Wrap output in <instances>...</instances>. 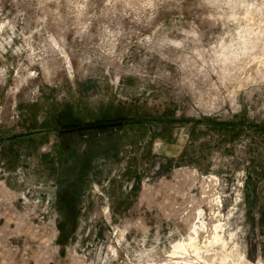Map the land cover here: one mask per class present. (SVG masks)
I'll return each mask as SVG.
<instances>
[{
	"label": "rangeland",
	"instance_id": "1",
	"mask_svg": "<svg viewBox=\"0 0 264 264\" xmlns=\"http://www.w3.org/2000/svg\"><path fill=\"white\" fill-rule=\"evenodd\" d=\"M0 264H264V0H0Z\"/></svg>",
	"mask_w": 264,
	"mask_h": 264
},
{
	"label": "bare ground",
	"instance_id": "2",
	"mask_svg": "<svg viewBox=\"0 0 264 264\" xmlns=\"http://www.w3.org/2000/svg\"><path fill=\"white\" fill-rule=\"evenodd\" d=\"M203 229H205V225L203 221L192 224L186 241H184L185 240L184 239V240L174 242L172 245L173 250L171 254L175 256L178 253L187 252V250L189 249L193 250L195 253L198 252L199 246H200V244L198 245L199 231ZM222 231H223V227L220 222L212 226L211 237H209L210 239L207 240L208 241L207 243L209 245V246L207 245L208 247H210V245H213V243L216 244L219 242L225 249L226 241L224 240L223 235L221 234ZM237 256H238V253H237Z\"/></svg>",
	"mask_w": 264,
	"mask_h": 264
}]
</instances>
